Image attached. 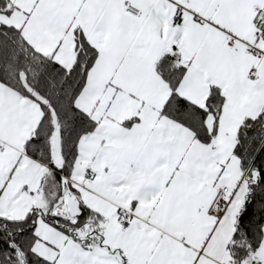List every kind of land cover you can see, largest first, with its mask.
<instances>
[{"label":"snow or ice","instance_id":"6c2138e0","mask_svg":"<svg viewBox=\"0 0 264 264\" xmlns=\"http://www.w3.org/2000/svg\"><path fill=\"white\" fill-rule=\"evenodd\" d=\"M0 264H264V0H0Z\"/></svg>","mask_w":264,"mask_h":264}]
</instances>
